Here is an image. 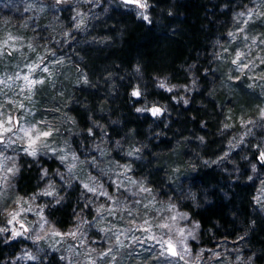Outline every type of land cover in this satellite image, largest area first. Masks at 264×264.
Instances as JSON below:
<instances>
[{
  "label": "rangeland",
  "instance_id": "1",
  "mask_svg": "<svg viewBox=\"0 0 264 264\" xmlns=\"http://www.w3.org/2000/svg\"><path fill=\"white\" fill-rule=\"evenodd\" d=\"M136 1L126 8L131 16L152 19L149 0ZM116 5L0 0V244L11 249L0 264H264L248 246L242 225L234 237L207 240L183 207L209 200L208 189L199 188L187 171L214 167L229 182L255 184L254 207L264 219V0H224L218 14L204 16L218 28L214 57L231 98L221 106L227 138L212 157H199L200 147L187 145L184 162L158 150L156 160L151 147L148 160L132 132L120 130L115 138L97 109L84 129L58 103L44 101L62 73L71 83L101 86L82 67L74 78L71 67L83 63L90 47L104 49L116 41V9L123 8ZM154 79L172 103L186 107L192 100L188 86ZM143 86L136 81L121 87H131L135 113L154 122L176 117L170 101L141 97ZM80 91L66 97L67 109L86 99ZM187 138L178 140L186 145ZM246 140L253 152L240 146ZM71 190L72 219L60 228L48 211L68 198L62 191Z\"/></svg>",
  "mask_w": 264,
  "mask_h": 264
},
{
  "label": "trees",
  "instance_id": "2",
  "mask_svg": "<svg viewBox=\"0 0 264 264\" xmlns=\"http://www.w3.org/2000/svg\"><path fill=\"white\" fill-rule=\"evenodd\" d=\"M149 2L152 19L137 21L126 9L133 5L116 0L115 7H123L115 8L120 20V28L114 31L118 34L116 41L104 49L90 47L83 63L71 67L74 78L81 77L77 73L82 67L92 79L101 82V86L93 89L89 81L84 84L81 79L71 83L62 73L55 77L44 101L58 103L61 112L65 114L67 110L75 126L84 129L91 124L88 114L97 109L108 120V127L112 128L115 138L119 137L116 133L120 130L121 133L132 132L134 142L140 144L148 160L151 147L152 157L156 160L160 159V156L154 155L158 150L161 154L170 151L176 162H184L185 152L189 150L187 145L200 147L199 157H212L211 152L225 145L227 135L223 133L227 115L221 106L231 98L225 94L223 77H219L221 69L214 57L213 41L218 28H215L214 21H207L204 16L218 14L224 0H177L173 4L170 0ZM154 77L188 86L192 91V100L186 107L172 103L168 91L157 88ZM136 81L144 82L139 93L141 97L148 96L152 101L156 97L170 101L175 107L176 117L170 120L164 117L154 122L155 119L149 115L135 113L132 108L136 99L131 87H124L123 92L121 87L124 84L134 87ZM116 87L118 94L112 95V89ZM78 89L85 93L86 99L67 109L64 104L66 97L75 94ZM57 92L62 93L63 98H56ZM239 92L242 90L239 89ZM110 114L116 121H109ZM179 137H188L186 145L178 140ZM201 140L203 144L199 145ZM251 142L246 140L240 146L243 149L248 147L249 153L253 152L249 146ZM186 175L191 176V181L194 180L199 188L208 189V201L198 203V206L191 201L183 204L199 222L202 237L207 240H211L212 236L234 237L237 226L242 225L248 246L258 254V263H263L264 219L254 207L255 184L242 186L238 180L229 182L214 167L201 166L197 173L192 168ZM28 178V174L22 175V180ZM154 179L163 184L162 180ZM67 191L62 193L68 198L59 205L51 206L48 211L60 228H67L72 219L74 192ZM10 251V247L0 244V263Z\"/></svg>",
  "mask_w": 264,
  "mask_h": 264
},
{
  "label": "water",
  "instance_id": "3",
  "mask_svg": "<svg viewBox=\"0 0 264 264\" xmlns=\"http://www.w3.org/2000/svg\"><path fill=\"white\" fill-rule=\"evenodd\" d=\"M122 2H124L125 4H139L138 1L136 0H121Z\"/></svg>",
  "mask_w": 264,
  "mask_h": 264
}]
</instances>
